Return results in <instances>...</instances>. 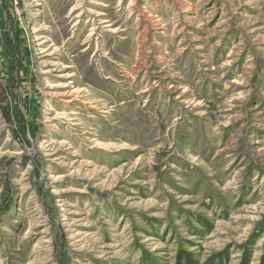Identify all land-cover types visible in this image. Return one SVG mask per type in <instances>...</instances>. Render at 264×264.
Returning <instances> with one entry per match:
<instances>
[{"label": "rangeland", "instance_id": "374dc122", "mask_svg": "<svg viewBox=\"0 0 264 264\" xmlns=\"http://www.w3.org/2000/svg\"><path fill=\"white\" fill-rule=\"evenodd\" d=\"M263 263L264 0H0V264Z\"/></svg>", "mask_w": 264, "mask_h": 264}, {"label": "bare ground", "instance_id": "6f19581e", "mask_svg": "<svg viewBox=\"0 0 264 264\" xmlns=\"http://www.w3.org/2000/svg\"><path fill=\"white\" fill-rule=\"evenodd\" d=\"M42 37H40L41 39ZM44 42H46V40H43L41 41L39 44H43ZM38 44V45H39ZM49 50V49H48ZM47 49H43L42 52H45V51H48ZM71 66L70 65H63L62 69H66V68H70ZM71 75V74H68V76ZM55 87H58V88H55L54 89V94L56 95H62V96H68V97H71L73 96V94L77 93V88H72V90H66V85L65 84H57V86ZM78 96V95H77Z\"/></svg>", "mask_w": 264, "mask_h": 264}, {"label": "trees", "instance_id": "16d2710c", "mask_svg": "<svg viewBox=\"0 0 264 264\" xmlns=\"http://www.w3.org/2000/svg\"><path fill=\"white\" fill-rule=\"evenodd\" d=\"M264 264V263H263Z\"/></svg>", "mask_w": 264, "mask_h": 264}]
</instances>
